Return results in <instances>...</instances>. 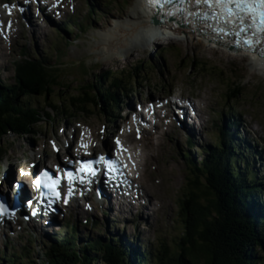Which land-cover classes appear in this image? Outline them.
Instances as JSON below:
<instances>
[{"label": "rangeland", "instance_id": "1", "mask_svg": "<svg viewBox=\"0 0 264 264\" xmlns=\"http://www.w3.org/2000/svg\"><path fill=\"white\" fill-rule=\"evenodd\" d=\"M4 1L7 0H0V3ZM136 1L75 0L72 15L67 13L61 21L51 27L47 23L37 24L36 28L34 24H29V31L22 27L10 44L0 45V86L9 87V83H13L14 63L21 59L22 52L29 56L45 57L57 69L59 77L54 94L48 96L50 100L48 105L45 104L43 97L28 98L30 106L50 116L41 119L31 135L16 137L8 134L1 140L0 146L3 151L0 157V177L4 175L6 177V173L12 170L11 173H14L16 178L18 174L16 169L29 167V163L32 162H37L38 168H41L44 157L47 160H54L55 147H60L62 154L67 148L66 142L71 138L75 139V135L79 136L76 128L79 123L78 127H86L94 132L98 139L108 142L110 146L113 145L112 139L108 136L114 130L115 124L120 123L117 116L121 115V108L127 104L130 108V104L136 101L133 93L119 94L121 104L117 111L110 113L113 116L108 118L100 108L93 107H89L88 113H79L73 117L68 113L65 115L59 113L60 107L62 105L65 107L62 100L76 94L82 83H91L101 71L117 73L122 71L120 75H125L124 84L128 85L132 92L139 94L141 99L145 96L156 97L167 93L192 97L198 110L190 103L198 117L201 116L200 131L196 130L193 137H190L179 124H169L172 125L169 127L170 130L168 128L165 131L164 125L167 124L163 119L159 120L158 130H151L150 135L146 132L140 141L137 139L139 136L134 133L131 134L135 140L124 138V142L127 140V146L123 145L126 157L131 153L130 144L137 145L140 153L145 155L144 163L139 165L140 178L137 179L139 181L135 197L146 195L151 203L141 199L137 206V200H133V209L130 213L140 212V203L144 202L150 207L142 211L144 215L142 213L140 215L142 218L151 215L146 221L138 217L133 226L132 221L125 222V218H121L124 214L121 215L117 211L101 212L95 208L90 210L86 206L82 208L78 206L75 209L71 207L56 218V226L46 228V231H41L37 227L35 231L30 226L23 225L21 231L12 227L13 232L0 235V264H7L2 262L4 259L13 261L8 257H11L12 253L16 256L22 254L24 246L29 249L27 261L40 264L44 261L45 248L51 242H58L65 233L71 237L72 227L78 231L75 239L79 248L89 239L95 240L99 237L104 242H109V235H115L121 236L127 244L136 246L142 253L151 252L162 241L171 252L175 251L179 243L178 237L183 232L178 217V206L185 193V173L188 172L182 154L188 152L190 161H199L204 148L214 149L219 143V132L216 127H222L224 120H228L231 113L235 115L238 125L229 129L239 130L236 135L239 140L236 141L240 144L235 146V152L243 149L244 141L250 144L249 148L255 147V150L261 151V155L254 158L253 151L247 150L245 153L251 159V166L253 165L258 172L259 182L264 184V72L251 69L249 66L251 59L248 57L212 47L200 38L193 40L187 34L169 37L170 41L166 37L160 40L152 39L149 43L131 47L128 54H121L118 50L110 55L104 54L99 45L100 34L107 30L117 32L116 24L126 20ZM91 7L94 8L95 18L88 17ZM68 22L72 23V26H66L68 31L63 30L61 26ZM21 30L24 31L23 34ZM169 42L173 43L175 49L159 55L162 45L167 47ZM98 45L100 50L95 49ZM140 63H143V66L137 71L135 67ZM201 63L211 68L208 70L211 74L202 70ZM233 81H241L243 96L239 100L228 101V88L232 86ZM63 86L69 87L59 94ZM161 86H164V89H160ZM127 120L132 124L134 119ZM102 125H105V131ZM143 126L146 127L144 123ZM137 128L140 130L141 126ZM166 133L169 134L168 137ZM88 135L92 133L87 132L85 138L89 139ZM187 138L193 142L190 149L186 146ZM153 140L159 144L156 145ZM243 166L242 164L241 167ZM10 184L11 181H8V185ZM1 186L3 185L1 184L0 188ZM218 189L221 187L218 186ZM135 207L138 209L135 210ZM126 216L132 218L128 214ZM85 219L86 224L83 223ZM66 223L69 224L68 227ZM13 263L25 264L18 261Z\"/></svg>", "mask_w": 264, "mask_h": 264}, {"label": "trees", "instance_id": "2", "mask_svg": "<svg viewBox=\"0 0 264 264\" xmlns=\"http://www.w3.org/2000/svg\"><path fill=\"white\" fill-rule=\"evenodd\" d=\"M88 17L95 18L94 8H90ZM66 26H72V23L62 25L63 30L68 31ZM174 49L173 43L169 42L167 47L162 45L159 55ZM142 66L140 63L135 69L138 71ZM201 66L211 74L209 66L204 63ZM14 67L13 83L10 82L9 87L0 86V144L8 134L16 137L33 134L41 119L50 115L30 106L28 98L43 97L48 105V96L53 95L58 86V71L45 57L22 52ZM120 73L122 71H101L91 83H82L76 94L62 100L65 107L61 104L59 113L73 117L86 114L89 107H93L100 108L107 118L113 116L110 113L117 111L121 104L119 94L132 93L124 84L125 75ZM240 82L233 81L228 88V101L243 96ZM68 87L63 86L59 94ZM234 116L231 113L219 127V143L214 149L204 148L199 161H190L188 152L182 154L188 172L185 173V193L178 206L183 232L178 237L175 251L171 252L162 241L151 252L142 253L115 235H109V242L99 237L89 239L79 248L75 239L78 231L72 227L71 237L65 233L58 242H51L45 248L44 261L40 264H264V184L259 182L258 172L251 166V159L245 151L238 149L235 152L239 143L232 139L233 131L229 129L236 126L232 121L237 122ZM186 142L188 149L193 147L191 139ZM242 145L254 152L253 158L261 155L255 147L251 149L247 144ZM68 225L66 223V227ZM22 250V254L16 256L12 253L8 257L13 261L4 259L2 262L38 264L27 261L28 248L24 246Z\"/></svg>", "mask_w": 264, "mask_h": 264}, {"label": "bare ground", "instance_id": "3", "mask_svg": "<svg viewBox=\"0 0 264 264\" xmlns=\"http://www.w3.org/2000/svg\"><path fill=\"white\" fill-rule=\"evenodd\" d=\"M21 14H22L23 18L25 19V21H29V24L33 23L34 17L30 16L26 7L21 9ZM150 16H151V14L149 13V11H147L145 5L143 4V0H137L136 3L134 4L132 10H131V13L127 16L126 20L120 22V24H116L115 30H117L118 33L115 31H112V30H107V31H104L103 33L100 34V36H99L100 37V44L99 45H101V47H100L101 51L107 55H110V53L114 52L115 50H118L121 54H128V51H130L131 47H137V46L143 45L147 42L149 43L152 39L160 40L162 37H166V39H168L170 41L169 37L180 35V34H176V35L173 34L172 35L170 32H167V31H164L165 33L162 31L160 34H157V33H155V31L152 27L147 28L146 23H147V20L150 18ZM23 32L21 30L22 34H23ZM188 37H190L193 40L194 39L196 40V38L194 36L192 37V35H188ZM99 45L97 47H95L96 50L99 49ZM209 45H211L213 47V45L211 43ZM215 48H217V47H215ZM231 53H233V52H231ZM249 66L251 69L264 72L263 61L256 60L255 57H252V59L250 60ZM178 103L180 104V109L183 112V114H182L183 120L178 121L177 124H179L180 128L183 129L184 131H186V133H188V135L190 137H193L194 132L196 131L194 129H200V118H201V116H199L200 118L198 117V114L195 112L194 106L191 105L190 101L186 102L184 100H179ZM168 113L172 114L171 112H168ZM186 115H188V116H186ZM165 117L166 116H163L162 118H159V120L162 121L163 119H165ZM127 118H128V116H127ZM133 119H134L133 120L134 127L137 125L139 127L141 126V128H144L143 123L146 125V122H144V118L142 117V115L138 116L137 114H135ZM188 121L190 122V124L188 123ZM224 121H227V120H224ZM232 121L234 123H236V126L238 125L237 122H235L234 120H232ZM137 126L135 129H136V131L140 132L141 129L139 130L137 128ZM170 126H172V125H170ZM170 126H169V124L164 125L165 131ZM219 127L220 126H217L216 128L218 129V132L220 134L221 131H220ZM106 129H107V127H106ZM157 130H158V128H157ZM169 130H170V128H169ZM114 133H115V131L111 132L110 135L113 136ZM150 133H148V134L150 135ZM167 133H168V131H167ZM167 133H166V136L168 137L169 134H167ZM237 133H239V132H237ZM127 135H126V137H127ZM126 137L124 135L119 136L120 144L118 146L119 152H117V153H119V156L121 159L116 154H115L114 159L118 162V164H121L122 157H123V160L125 161V163H128L131 166H134V168H135L134 179L137 180L138 178H140L139 165H142L144 163L145 155L143 156V154L140 153L141 151L138 150L137 145L133 146L132 144H130L131 145L130 146L131 153L126 157L125 148L123 146V145L127 146V144H126L127 140L124 142V138H126ZM128 137L130 139L133 138L135 140V138L132 134H129ZM153 141L156 145L159 144L156 142V140H153ZM132 142H134V141H132ZM128 145H129V143H128ZM153 147H154V145H153ZM34 166H36V165H34ZM37 169H38V167H36V170ZM11 172H12V170H9L6 173V177L4 178L5 181L10 180L9 176L12 174ZM123 174H124V172H123ZM119 176L121 177L123 175H119ZM128 179L129 178L127 176H125L123 179L119 178V183H121V184H119L117 186V190L113 191V193H108L106 190H102V191H100L99 195H97V199H93V197H94L93 191L87 192V190H86L87 193H82V194H80V196L78 198L72 199L73 204L71 205V207H73V209H75L78 206L81 208H82V206H86L90 210H92V208L93 209L95 208V210H98V211L100 210L102 212L104 210L108 211L110 208V205H113L112 211H117L121 215L124 214V217H121V218L122 219L125 218V222L126 221H132L133 226H134V224H136L135 220L138 217L141 218V220L146 221V219L150 218L151 215H147L146 218H142V215H140V214L142 213L144 215V213L142 211H146L148 206H146L144 204V202H142V203H140V207H139L140 212H137V214H135L134 212L130 213V210L133 209L132 201L137 200L136 205L139 206L138 203L141 199H144V200L146 199L150 203H151V200L146 195H139V196L135 197V195L137 194V188H138L137 184L138 183L136 184L135 189L128 188L129 185H128V182H126ZM7 185H8V183L7 184L5 183V187ZM5 187L3 186V188H5ZM118 190H119V193L117 194L116 192ZM157 206H158V203H157ZM155 208H156V206H155ZM137 209L135 207V210H137ZM62 212L63 211L59 212L56 215L48 214L49 218L47 220H44L43 222L39 223L40 225L36 226V227L39 228L41 231H46V228H50L52 226H55V222H57L56 218L62 216ZM95 212H97V211H95ZM126 214H128L129 216H132V218L127 217ZM13 226H15V225H13ZM13 226H11V227H13ZM36 227H31V228H33L36 231ZM0 228L1 229H8L7 226H0ZM9 229H10V227H9Z\"/></svg>", "mask_w": 264, "mask_h": 264}, {"label": "snow or ice", "instance_id": "4", "mask_svg": "<svg viewBox=\"0 0 264 264\" xmlns=\"http://www.w3.org/2000/svg\"><path fill=\"white\" fill-rule=\"evenodd\" d=\"M25 2L27 3L28 0ZM144 3L150 11L156 8L163 10L169 0H144ZM181 4L189 5V9H181L182 12H187L188 20L202 21L216 37L224 40L231 38L229 44L232 48L255 53L259 58L264 59V0H181ZM192 5L199 8V11H191ZM4 7L9 10L10 15L14 6L4 5ZM167 14L175 15L176 13ZM8 27L11 28L10 21ZM117 144L119 145V141ZM82 147L86 146L82 145ZM85 169L88 170L89 175L94 174L90 164L84 165L80 170L81 173ZM40 178L45 181V187L55 191L59 178L52 181L47 172H41ZM35 183L39 185L40 180ZM57 196H59L58 193ZM67 202L65 198L64 203L67 204ZM11 214L8 208L0 204V217Z\"/></svg>", "mask_w": 264, "mask_h": 264}, {"label": "water", "instance_id": "5", "mask_svg": "<svg viewBox=\"0 0 264 264\" xmlns=\"http://www.w3.org/2000/svg\"><path fill=\"white\" fill-rule=\"evenodd\" d=\"M189 9V5H187V8ZM191 11L195 12V11H199V8H197L195 5L191 6ZM187 12H184L182 20H180V27H178L179 29H183L184 32L180 33L181 34H187V35H192V37L194 36L195 38H199L201 36V38H203V41H209L210 40V36L209 34L210 32V28L206 27L205 24L202 21H197L195 19L193 20H188L187 18ZM147 28L152 27L155 31V33L160 34L162 31H165V27L159 23V21L157 20L156 17H150L147 20ZM197 32V33H196ZM165 33V32H164Z\"/></svg>", "mask_w": 264, "mask_h": 264}]
</instances>
